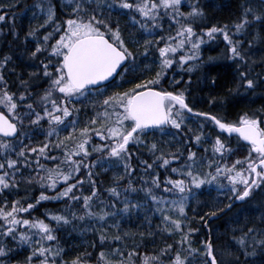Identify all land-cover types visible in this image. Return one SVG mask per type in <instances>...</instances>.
Masks as SVG:
<instances>
[{
    "label": "snow or ice",
    "instance_id": "6c2138e0",
    "mask_svg": "<svg viewBox=\"0 0 264 264\" xmlns=\"http://www.w3.org/2000/svg\"><path fill=\"white\" fill-rule=\"evenodd\" d=\"M21 2L16 0V4ZM5 7L9 11H0V22L11 17L10 33L19 41L17 13L11 12L15 5L0 2V9ZM31 7L36 26L28 28L23 44L18 45L31 61L26 70L18 72L13 67L17 61L11 50H0V256L4 257L0 264L9 261L14 248L24 244L31 247L26 258L22 262L10 260L9 264H255L251 258L264 254V202L259 216L237 221L227 240L221 239L217 245L220 237L214 239L209 226V235L194 247L192 234L199 229L186 227L190 224L187 201L193 185H218L217 191L228 203L221 206L222 201L216 200L208 206L199 217L207 225L209 219L223 215L235 203L248 204L255 191H264V106L242 109L234 120L200 111L190 105L187 88L169 87L178 80L175 74L171 79L168 76L176 67L184 70L189 61L193 63H187V72L198 69L205 34L209 39L222 36L226 42L224 57L234 66L228 93L264 92V54L257 59L253 52L257 45H264V0H243L239 15L231 23L205 28L199 27L206 12L198 0L189 3L187 11L183 0H64L62 5L56 0H34ZM113 11L127 16L141 37L147 35L142 45L125 39L119 20L112 18ZM41 14V20H37ZM165 16L168 32L157 35V29L165 30ZM237 35L244 39H236ZM29 37L33 38L31 42ZM130 43L135 44L136 51ZM141 47V55L154 56V66L141 70L143 78L137 77L131 87L103 95L110 79L138 67L136 58ZM256 51L264 53V47ZM187 79L191 81L192 76ZM211 82L216 84L215 75ZM81 99L88 101L92 114L78 127L80 111L87 107L75 102ZM219 99L222 97L211 96L209 103ZM192 112H199L219 130L211 148L212 154H219L221 159H209L207 172L196 170L198 153L189 140L173 145L176 136H189L197 144L206 136L202 130L194 135L183 132L186 114ZM166 127L181 131L173 134V140L147 138L149 131L159 129L164 133ZM37 129L44 136L41 142L34 139ZM232 134H236L235 142ZM96 139L101 142L96 143ZM184 144L189 146L185 148ZM141 147L150 154V160L143 159ZM241 147L246 155L236 156L229 163L225 157ZM94 153L98 154L96 159H89ZM134 156L138 164L133 163ZM181 159L183 165L177 166ZM101 162L117 169L107 188L112 194L107 200L101 198L93 172V166L99 167ZM138 167L143 175L135 171ZM82 168L87 177H77ZM161 168L165 173L180 175L162 177ZM86 178L90 187L84 194ZM61 181L64 186L54 197L41 191L32 202L20 196L9 199L22 186L25 192L37 183L56 189ZM141 192L143 199L128 195ZM61 197H70L80 207L48 211L46 216L51 221L43 216L29 218V210L34 211L40 201ZM142 206L160 213L157 229L179 239L165 242L158 250L140 252L144 237L153 232H140L137 243L131 232L121 230L118 220L110 223L114 217ZM77 221L95 222L90 229L93 234L99 233L98 240L90 245L99 250L95 261L87 250L70 260L61 258L66 245L62 246L59 232ZM110 228H115L114 234H109Z\"/></svg>",
    "mask_w": 264,
    "mask_h": 264
},
{
    "label": "trees",
    "instance_id": "16d2710c",
    "mask_svg": "<svg viewBox=\"0 0 264 264\" xmlns=\"http://www.w3.org/2000/svg\"><path fill=\"white\" fill-rule=\"evenodd\" d=\"M5 6L9 3L15 5L14 8L11 9V12L17 13L15 18V27L20 29L21 39L17 41L10 33L9 25L12 24L11 17L7 22H0V28H3V32H0V50H11L13 52V59L17 61L13 67L17 68V71L26 70L27 65L31 63L28 61L24 55H22V48L18 45L23 44V35L28 31V28L35 27L36 21L32 19L33 10L32 5L34 4V0H22L20 4H16V0H0ZM59 4H63L64 0H56ZM193 2V0H183L184 10L187 11V5ZM200 5L204 7L206 16L204 18L203 23H199L200 28L209 27L212 24H224L231 23L236 17L239 15L241 4L243 0H198ZM0 11L8 12L7 7L4 9H0ZM112 18L114 20H119L121 27L123 29V35L126 40L139 41L142 45V39H147V35L145 34L143 37L140 36L138 27L133 28L132 24L129 22L127 16L122 13L113 11L111 13ZM42 14L37 16V20H41ZM165 22V30L161 31L157 29V35H165L168 32V17H164ZM173 28L175 25L173 24ZM42 35V32H41ZM248 38H251L250 36ZM33 38L29 37V42L32 41ZM236 39H244V37L237 35ZM11 42V43H10ZM225 43L223 41L222 36H216L212 39H209L205 34V38L203 43L200 46L201 56H200V67L198 69H194L192 72H187V63H193V61H189L185 63V69L181 70L179 67L175 68L174 73H170L168 79H171V76L175 74L177 76L178 83L175 85H169L170 88L174 87L175 89L187 88V98L190 105L199 109L200 111H211L217 115L225 116L228 119L234 120L242 109H256L261 106H264V92L257 89L255 95L252 93H240V94H229L227 89L232 79V62L224 57L225 51ZM136 51L135 44L129 45ZM247 47V45H246ZM264 47V45H257L253 48V52L256 53V57L258 59L259 55L264 54L256 51V48ZM142 47L140 48L137 58L136 65L138 67L134 68L131 71H128L125 76L120 77L117 76L113 82L108 84V91L104 92L103 95H108L112 91H123L126 88L131 87L132 83L136 81V78H143L140 76V71L145 69L149 65L154 66V56L152 54H148L147 56L141 55ZM2 54V53H0ZM180 54H184L182 51ZM158 55V53H156ZM150 75L151 73H146ZM188 75L192 76V80L188 81ZM215 75L217 77V82L215 85L211 82V76ZM183 76V79L180 80V77ZM129 81V82H125ZM167 84V81L165 82ZM211 96L222 97V99L217 100L214 104L209 103V99ZM93 98L90 96V99ZM99 99L101 97H95ZM78 105H86L87 107L82 108L79 114L80 125L81 126L88 118L89 115L92 114L91 107L88 105L87 100H77L75 101ZM2 110V109H0ZM186 125L182 126V130L185 133L195 134L197 131H204L206 133L205 137H202L201 143L197 144L195 140H190L189 136H176L175 140H173V134L180 132L181 130H177L174 127H168L165 129L164 133H161L159 130L149 131L147 133L148 139H161L163 137L164 140H173V145L176 141H180L182 144L185 140L190 141V146L195 148L198 153L197 163L195 165L197 171L207 172V161L209 159L214 161H219L221 159L219 154H212V143L214 142L215 134H218L219 130L216 128L213 123L208 120V118L203 117L199 114V112H192L190 114H186ZM46 130V125H45ZM61 135H64V132H61ZM36 142H41L44 139V136L40 135V129L36 130V135L34 137ZM233 140V139H232ZM96 143L101 142L99 139L95 140ZM106 142V141H105ZM233 142H235L233 140ZM189 145L184 144V147L187 148ZM205 146H207V151H205ZM235 146V143H234ZM168 147V145H165ZM143 159L150 160V154L147 153L146 149L143 147L140 148ZM98 154L94 153L89 159L95 160ZM246 155V151L243 147L231 157H225L228 159L229 163L235 160L236 156ZM203 158V163L200 162V158ZM79 159L80 157H76ZM87 160L85 163L87 164ZM44 163H48V160H44ZM133 163L138 164V161L133 157ZM184 160L178 162L177 166L183 165ZM216 165H213V168ZM117 169L108 163L101 162L99 167L93 166V172L96 173L97 187L101 189V198L107 200L112 194L107 192V188L110 187V181L113 179V174ZM122 171V169H120ZM135 171H137L140 175H143V172L140 171L138 167ZM161 176L164 175H173L174 177H178L179 173H171L170 171L165 173L163 168L160 169ZM83 174L87 177V172L85 169H81V173L77 174V177ZM154 174V173H153ZM138 182V181H134ZM226 182V181H225ZM64 186V182L61 181L56 189H52L47 186H41V184L37 183L32 186L27 192H25L23 186L16 192H14L9 199H15L17 196L24 197L27 202H32L34 198H38L41 191H46L49 197H54L56 192L59 191L61 187ZM89 183L87 178L83 182L82 189L83 193L87 194L89 190ZM218 185L213 182L212 184L205 183L200 188H197L195 185L192 186V194L189 195L187 201L188 211V221L189 225L192 228L199 229L198 233H193V240L195 241L194 247H199V242L206 238L209 235V226H211V235L215 239L216 237H220V239L216 240L217 245L220 244L221 239L227 240L228 235L230 234V229L235 226L237 221H243L246 218H255L260 214V206L261 202H264V191L257 190L253 193L252 198L250 199L248 204H240L233 205L230 210L224 211L223 215H218L216 219H209V223L204 224L199 217L204 215L207 212L208 206L218 200L222 201L221 206L223 204H227L228 200L226 196H222L220 192L217 191ZM76 191H79L77 189ZM223 191V190H221ZM128 195L132 196L134 199H143L144 193L141 192L139 194L136 193H128ZM119 199V198H116ZM252 200V202H251ZM152 204V208L155 207V204ZM82 204V201H81ZM69 207L79 208V204H73L70 200V197H61L60 199H50L40 201L39 204L35 206V210H29L32 212V216L29 218L40 217L43 216L45 219L51 221V217H47L46 213L48 211H60L64 210L65 212ZM122 209V203L119 205ZM147 217V219H145ZM120 222V228L123 231L131 232L132 239L137 243L140 242V232H153L154 235H146L144 237V245H141L139 248L140 252L144 251H152L154 248L158 250L159 247H162L165 242L173 243L174 240H178V236H173L161 229H157L156 225L161 222L160 213L158 211H152L147 206H142L140 208H134L130 213H123L122 215H118L113 218L110 223L115 224V221ZM149 221L151 222L149 224ZM93 223L89 224L85 221H77L75 226L66 225L61 228L59 232V236L61 237V244L66 245L65 251L62 254V259L70 260L74 255L84 252L87 250L90 253H93L91 259L95 261L98 256V248L94 249L90 245L93 242L98 240L99 233L96 232L93 234L90 229L94 225ZM22 228L26 226H21ZM107 227V225H105ZM35 231V230H33ZM115 228L109 229V234H114ZM154 242V243H153ZM109 244L112 242L109 241ZM131 241H129V244ZM115 246L114 244L112 245ZM31 251V247L27 244H24L18 248H14V250L9 254V261L15 260L18 262H22L28 252ZM202 255V252H201ZM4 257L0 256V260H3ZM255 264H264V254H257L255 257L251 258ZM9 261H5V264H9Z\"/></svg>",
    "mask_w": 264,
    "mask_h": 264
},
{
    "label": "water",
    "instance_id": "95a60500",
    "mask_svg": "<svg viewBox=\"0 0 264 264\" xmlns=\"http://www.w3.org/2000/svg\"><path fill=\"white\" fill-rule=\"evenodd\" d=\"M116 78V77H115ZM113 80L112 79H110V81L109 82H107V84L108 83H110V82H112ZM227 135V134H226ZM232 136H235L236 137V134H232ZM237 203H239V202H237ZM237 203H235V204H237Z\"/></svg>",
    "mask_w": 264,
    "mask_h": 264
},
{
    "label": "flooded vegetation",
    "instance_id": "af4514ba",
    "mask_svg": "<svg viewBox=\"0 0 264 264\" xmlns=\"http://www.w3.org/2000/svg\"><path fill=\"white\" fill-rule=\"evenodd\" d=\"M235 141V138H232Z\"/></svg>",
    "mask_w": 264,
    "mask_h": 264
},
{
    "label": "rangeland",
    "instance_id": "374dc122",
    "mask_svg": "<svg viewBox=\"0 0 264 264\" xmlns=\"http://www.w3.org/2000/svg\"><path fill=\"white\" fill-rule=\"evenodd\" d=\"M253 199V198H252ZM251 202H252V200H251Z\"/></svg>",
    "mask_w": 264,
    "mask_h": 264
}]
</instances>
